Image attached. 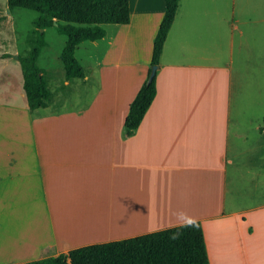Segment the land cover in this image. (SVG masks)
<instances>
[{
    "label": "crops",
    "instance_id": "crops-1",
    "mask_svg": "<svg viewBox=\"0 0 264 264\" xmlns=\"http://www.w3.org/2000/svg\"><path fill=\"white\" fill-rule=\"evenodd\" d=\"M128 3L129 22L90 41L89 70L76 46L85 76H63L46 107L28 108L21 71L1 72L0 257L199 221L209 264H264V0H178L132 131L165 0Z\"/></svg>",
    "mask_w": 264,
    "mask_h": 264
},
{
    "label": "trees",
    "instance_id": "trees-1",
    "mask_svg": "<svg viewBox=\"0 0 264 264\" xmlns=\"http://www.w3.org/2000/svg\"><path fill=\"white\" fill-rule=\"evenodd\" d=\"M178 0H165V11L155 34L148 75L129 105L124 130H135L156 94L152 66L159 65L163 42L173 21ZM9 9L25 8L37 12L35 39L25 56H18L22 88L30 110L44 108L52 98L45 71L37 65L46 46L44 30L54 26L65 36L59 58L65 79H83L85 70L74 55L85 40L104 36V24H127L128 0H6ZM55 23V24H54ZM20 264H209L201 223L191 221L134 237L88 244L66 253Z\"/></svg>",
    "mask_w": 264,
    "mask_h": 264
},
{
    "label": "rangeland",
    "instance_id": "rangeland-1",
    "mask_svg": "<svg viewBox=\"0 0 264 264\" xmlns=\"http://www.w3.org/2000/svg\"><path fill=\"white\" fill-rule=\"evenodd\" d=\"M37 16V12L29 9H9L6 0H0V74L7 68L6 65L14 66L21 71L17 58L27 54L30 48L29 41L35 39V19ZM44 39L46 46L41 50L37 65L45 71L48 88L54 91L64 76L59 55L65 42V36L59 33L54 26H51L44 30ZM97 47L103 49L109 46L106 40H100L97 41ZM89 50L95 51L93 44L88 40L80 43L76 51V57L85 65V68H88L90 62ZM94 56H96L95 53ZM14 95L17 97V94ZM5 102L7 103L8 100ZM11 104H17V101L16 103L15 101L11 102ZM5 256L0 257V264L13 263L12 256Z\"/></svg>",
    "mask_w": 264,
    "mask_h": 264
},
{
    "label": "water",
    "instance_id": "water-1",
    "mask_svg": "<svg viewBox=\"0 0 264 264\" xmlns=\"http://www.w3.org/2000/svg\"><path fill=\"white\" fill-rule=\"evenodd\" d=\"M55 24V23H54ZM17 58V57H16ZM157 66H152L151 70H150V75H149V81L152 79V77L154 76L155 72H156Z\"/></svg>",
    "mask_w": 264,
    "mask_h": 264
}]
</instances>
